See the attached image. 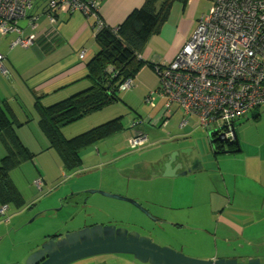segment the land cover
Instances as JSON below:
<instances>
[{"label":"crops","instance_id":"obj_1","mask_svg":"<svg viewBox=\"0 0 264 264\" xmlns=\"http://www.w3.org/2000/svg\"><path fill=\"white\" fill-rule=\"evenodd\" d=\"M143 1L102 0L98 15L108 25L118 26L134 9L140 7ZM189 1L185 6L181 4L173 6L172 18L166 23L171 24L169 26L165 24L162 31L153 35L140 51L144 65L133 79V84L142 86L146 91L150 90L148 93L155 90L160 81L159 74L152 64L156 66L172 61L191 37V32L193 34L198 26L201 16L195 24L193 15L185 31L182 15L186 6L189 5L191 13L197 5V2L193 4L196 0ZM33 9L32 6L29 16L35 23L34 27L25 21L21 22L24 35L35 36L33 47L13 46L14 33L0 35V53L4 54L2 62L7 69L5 75L0 71V106L13 120L22 143L34 154L32 159L24 161L12 170L11 178L20 190L26 205L33 206L41 196L39 191L43 189L45 192L44 187L47 188V192L60 187V193L56 197L59 198L57 205L61 202L70 205L79 188L63 189L64 184L60 186V183H64V179L69 178L77 170H67L63 166L60 154L50 147V140L39 123L40 112L37 105L39 103L42 106H49L70 97L90 84L87 63L98 51L93 17H88L80 10L72 13L57 12V20L52 24L48 16V4L45 6L46 11L42 13H33ZM172 26L175 27V33L171 37L169 32ZM124 98L128 99L129 95L126 94ZM122 101L123 99L120 103ZM157 102L155 105L148 103L151 107L159 108L161 121L158 127L153 126L151 132L148 130V134L143 124L144 120H139L137 115L133 116L131 111L127 113L133 118L131 127L124 123V115L106 117L105 111H110L109 107L114 109L117 102L63 127L62 131L66 138H72L80 134L78 132L82 133L105 123L101 121L105 118L117 116L121 118L124 128L116 134L126 133L125 136L122 135L128 144L130 138L137 136H146L148 140L155 139L153 148L158 150L152 159L135 160L137 165L134 168L126 163L125 166H129V169L125 174L130 175L127 179L128 185L130 186L131 181L133 184H158L153 187L158 202L167 204L172 209L187 210V216L191 220L189 223L201 230L205 234V244L210 242L215 249L209 258H237L240 261H247L249 258L259 257L264 262V138L260 136V140L248 141L244 124L238 125L242 122L240 118L233 123L236 140L230 141L222 150H218L214 147L209 133V138L193 136L198 127L193 126L194 121L192 123L190 120L194 117L197 122L198 118L195 115H185L178 104L173 105L172 112L167 117L169 126L164 125L166 119L162 115L165 109L164 102L163 100ZM172 115H174L172 120L168 121ZM261 117L262 115L258 114L257 120ZM148 119L150 121V115ZM160 124L169 127L168 131H162ZM114 135L82 149L81 167L84 166L95 174V170L100 169L103 172L101 170L103 167L110 166L119 159L128 161L129 156L123 155L125 152L109 158L113 153L101 150L99 145L102 144L99 143L111 139ZM179 136H184V140ZM6 154L7 148L0 137V164ZM137 154L131 156L136 157ZM184 156L200 159L202 168L192 174L180 175L186 168L185 165L184 169L179 167ZM166 165L173 173L165 175ZM111 169H114V174L119 173L121 169L124 171L123 166L118 167L116 164ZM121 178L124 179V176ZM37 180H42L41 184H38ZM98 186L96 184L90 187ZM50 203L48 202L49 207L44 211L53 210L54 208L50 207L57 206ZM106 259L104 257V260L91 264H107ZM123 260L124 264H147L137 262L134 258Z\"/></svg>","mask_w":264,"mask_h":264},{"label":"rangeland","instance_id":"obj_2","mask_svg":"<svg viewBox=\"0 0 264 264\" xmlns=\"http://www.w3.org/2000/svg\"><path fill=\"white\" fill-rule=\"evenodd\" d=\"M195 2H197V5L191 13L189 12V5H187L182 15L184 19L183 23H185V31L190 24L191 16H195V24H197V19L201 14L207 13L210 9L209 7L212 6L211 0H196L193 1V4ZM47 4L48 0H34L33 13H42L46 11L45 6ZM172 15L173 13H171L169 19L172 18ZM169 24L171 23L166 24V26H169ZM174 29L175 27L172 26L169 32L171 37L175 33ZM191 35L192 32L190 36ZM149 91L144 90L142 86L138 87L136 85L129 89L122 90L120 92V97L123 101L121 103V99L117 101L115 108L112 109V107H109L108 110L110 111H105L106 113L104 114L106 117H108V115H124V123H128V126L131 127L133 118L127 115L128 111H131L133 116L137 115L139 116V120L142 119L145 121H143V124L148 134V130L151 132V129L154 128L153 126L158 127L161 121L159 108L151 107V105L146 102V96L149 94ZM126 94L129 95L128 99L124 98ZM252 111L241 118L242 120L240 121L242 122L238 121V125L244 124L243 128H245V136L248 141L260 140V136L264 138V104ZM165 113L166 110L163 109L162 115H165ZM256 114L262 115L261 119H258L260 121L254 118ZM149 115L150 121L148 119ZM173 116L174 115H172L168 121L172 120L171 118H173ZM110 119L113 118H105L101 121L106 122ZM192 121H194L193 126L198 127V130H196V133L193 135L194 137L205 136L209 138L208 133L211 130L218 129L220 125L219 122H215L210 127H205L200 124L199 121L196 122L194 117L191 118L190 122ZM162 124H160V129L162 131H168L169 127L167 128V126H169V124L165 127ZM171 124L172 123H170V125ZM200 130H202L203 133H201ZM122 134L124 136L126 135L124 132L116 134L111 139L100 142L99 144L102 145L99 146H101L100 148L103 152L107 151L110 154L113 153L109 158L125 152L123 155L125 157L129 156L128 161L125 162L119 159L116 163L113 162L112 165L103 167L101 169L103 172H101L100 169L95 170V174L94 171L82 166L79 170L73 172L69 178H65L64 183H60V186L64 184L62 186L63 189L65 187L79 188L75 192L76 195L74 198L71 199L70 205L66 202H61L57 205V199L59 200V198L56 199V197L60 193V187L55 190L52 189L50 192H47V188L44 187L47 193H45L43 189L39 191V195L41 194V196L33 206L29 205L21 210L10 208L8 212L9 219L11 218L10 223L9 220L5 221L0 218V264H10L19 261L24 262L33 251L38 249L41 244L47 240V238L81 228L85 226L84 221H93L88 224L98 222L104 225L114 224L119 227H125L129 230H135L142 235L151 237L153 241L160 245H168L176 250L182 251L188 256L204 260L211 259L209 257L214 254L215 249L210 245V242L205 244V234L189 223L191 220L187 216V210L172 209L171 206L156 200L157 195H155L156 192L153 187L158 184H133L131 181L130 186L128 185L127 179L130 178V175L128 173L125 174L129 169V166H125L126 163H129L134 168L137 165L136 162H134L135 160L152 159L158 148H153L155 139L148 140L147 138L144 145L137 149H132ZM165 134L167 135L168 132ZM179 137L181 140H184V136ZM223 144L226 145L227 143L225 142ZM135 153H138L136 157L131 156ZM114 164L118 165V167L123 166L124 171L121 169L119 173L114 174V169H111ZM121 176H124V179H122ZM92 178H95V180ZM96 184L100 187H90ZM90 189H100L108 193L134 199L146 209L148 213L126 200L104 196L100 193H91L89 191ZM202 197L203 196H200V198ZM48 202H51L50 204L52 205L56 204L57 206L50 207L54 208L53 210L44 211L46 207H49L47 205ZM74 215H76L75 218L73 217ZM104 257L107 258V264H124L123 259L134 258V256L130 254L112 253L102 254L100 257L99 255L85 257L70 264H91L104 260ZM134 260L136 259L134 258ZM137 262L140 261L137 260Z\"/></svg>","mask_w":264,"mask_h":264},{"label":"built area","instance_id":"obj_3","mask_svg":"<svg viewBox=\"0 0 264 264\" xmlns=\"http://www.w3.org/2000/svg\"><path fill=\"white\" fill-rule=\"evenodd\" d=\"M34 0H0V35L14 33L13 46L33 47L35 36H25L21 22L34 27L29 16ZM100 0H48V16L54 24L57 12L80 10L88 17L100 19ZM84 52L81 53L83 57ZM0 53V71L7 69ZM159 88L146 97L155 105L161 98L166 110L164 125L174 104L185 115H195L200 124L210 127L219 122L218 134L227 141L234 140L235 120L264 104V2L261 0H215L208 13L177 56L157 64ZM133 86L125 80L120 89ZM146 136L129 139L132 149L145 144ZM42 180H37L41 184ZM0 206V214L8 212ZM8 221V219H5Z\"/></svg>","mask_w":264,"mask_h":264},{"label":"trees","instance_id":"obj_4","mask_svg":"<svg viewBox=\"0 0 264 264\" xmlns=\"http://www.w3.org/2000/svg\"><path fill=\"white\" fill-rule=\"evenodd\" d=\"M188 1L144 0L140 7L134 9L120 25L114 27L105 22L98 26L96 18L93 17L98 51L87 63L90 84L49 106L39 103L37 105L42 130L50 140V147L60 154L67 170L80 169L82 149L120 132L124 126L121 118L115 117L72 138H66L62 128L121 99L120 85L127 79H134L144 65L140 51L153 35L161 32L170 18L173 6H185ZM211 1L213 4L215 0ZM152 67L156 69L154 64ZM158 88L159 86L156 89ZM158 100L162 101L161 98ZM254 118L257 119V114ZM13 123L8 113L0 106V137L7 148V154L0 164V206L7 204L8 212L10 208L21 210L29 206L24 203L20 190L11 178V172L34 156L22 143ZM209 134L214 147L222 150L223 146L216 141L218 130H211ZM8 212L0 214V218L9 220ZM59 235H55V238Z\"/></svg>","mask_w":264,"mask_h":264},{"label":"water","instance_id":"obj_5","mask_svg":"<svg viewBox=\"0 0 264 264\" xmlns=\"http://www.w3.org/2000/svg\"><path fill=\"white\" fill-rule=\"evenodd\" d=\"M234 139L236 140L235 131ZM216 141L223 147L225 146L223 143L228 144L230 142L223 137V134H218ZM183 165L186 166L185 169ZM179 167L184 169L180 175L192 174L202 168V161L184 156L180 160ZM166 168L165 175L173 173V170L168 169V165ZM89 191L126 200L148 213L134 199L100 189H90ZM112 253L130 254L136 260L147 264H264L259 257L249 258L247 261H239L237 258L198 259L171 246L160 245L151 237L142 235L138 231L102 223H95L66 232L59 238H55L53 235L33 251L24 262L10 264H70L85 257Z\"/></svg>","mask_w":264,"mask_h":264},{"label":"flooded vegetation","instance_id":"obj_6","mask_svg":"<svg viewBox=\"0 0 264 264\" xmlns=\"http://www.w3.org/2000/svg\"><path fill=\"white\" fill-rule=\"evenodd\" d=\"M74 218L76 217V215H74L73 216ZM89 222H93V221H84V223H85V226H90V225H93V224H95V223H93V224H88ZM98 223V222H97ZM85 226H83V227H85ZM82 228V227H81ZM78 229H80V228H78ZM65 234V233H64ZM64 234H60L58 237H56V238H59V237H61V236H63Z\"/></svg>","mask_w":264,"mask_h":264}]
</instances>
